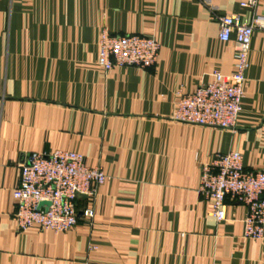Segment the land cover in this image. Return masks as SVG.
I'll use <instances>...</instances> for the list:
<instances>
[{"label":"crops","instance_id":"0c3cea01","mask_svg":"<svg viewBox=\"0 0 264 264\" xmlns=\"http://www.w3.org/2000/svg\"><path fill=\"white\" fill-rule=\"evenodd\" d=\"M242 1L0 0V264H264V239L242 236L246 207L226 199L217 222L197 191L216 153L264 168V28L252 32L234 130L172 119L181 93L233 70L218 17H264V0ZM102 31L153 37L156 62L104 71ZM54 149L82 153L107 179L79 198L69 231H19V165Z\"/></svg>","mask_w":264,"mask_h":264},{"label":"built area","instance_id":"2783aa9c","mask_svg":"<svg viewBox=\"0 0 264 264\" xmlns=\"http://www.w3.org/2000/svg\"><path fill=\"white\" fill-rule=\"evenodd\" d=\"M257 2L244 0L240 6L254 8ZM218 20V38L226 42L233 36L234 68L228 74L214 71L210 81L200 83L189 93H181L172 119L234 130L242 109L252 32L256 27L264 28V17L256 15L246 21L224 14ZM98 48L104 71L117 67L147 68L157 60L159 43L150 36L102 31ZM19 168V182L12 192V218L19 231L35 226L55 234L69 231L78 222L79 195L94 197L107 179L101 167L88 166L83 154L73 150L32 151ZM197 191L210 201V214L217 222L225 219L226 199L243 204L247 213L242 236L264 239V168L245 169L242 154L236 150L216 153L211 161L200 166ZM82 213L91 215L88 208Z\"/></svg>","mask_w":264,"mask_h":264},{"label":"water","instance_id":"95a60500","mask_svg":"<svg viewBox=\"0 0 264 264\" xmlns=\"http://www.w3.org/2000/svg\"><path fill=\"white\" fill-rule=\"evenodd\" d=\"M86 196L85 195H79V198H85ZM42 204H48V203H40V205Z\"/></svg>","mask_w":264,"mask_h":264},{"label":"rangeland","instance_id":"374dc122","mask_svg":"<svg viewBox=\"0 0 264 264\" xmlns=\"http://www.w3.org/2000/svg\"><path fill=\"white\" fill-rule=\"evenodd\" d=\"M91 214V213H90Z\"/></svg>","mask_w":264,"mask_h":264}]
</instances>
